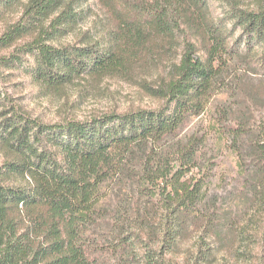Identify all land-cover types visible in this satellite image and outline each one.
<instances>
[{
  "label": "trees",
  "instance_id": "1",
  "mask_svg": "<svg viewBox=\"0 0 264 264\" xmlns=\"http://www.w3.org/2000/svg\"><path fill=\"white\" fill-rule=\"evenodd\" d=\"M98 1L106 40L91 30L66 44L83 21L75 0H0V22L23 9L0 51L27 45V74L58 93L161 64L141 84L158 105L49 124L0 89V264L264 263V92L242 88L264 75V0H219V20L209 0ZM225 149L237 179L223 195L213 172Z\"/></svg>",
  "mask_w": 264,
  "mask_h": 264
},
{
  "label": "rangeland",
  "instance_id": "2",
  "mask_svg": "<svg viewBox=\"0 0 264 264\" xmlns=\"http://www.w3.org/2000/svg\"><path fill=\"white\" fill-rule=\"evenodd\" d=\"M82 14V22L76 30L68 37L64 38L63 43L71 44L81 39L84 32L92 30L91 33L96 36V40L105 41L106 37L101 27L99 17L101 16V5L98 0H75ZM213 17L216 20L223 18L227 9L225 3L219 0H209ZM244 6H253L256 0H241ZM23 9L18 7L8 13L6 18L0 22V35H2L6 23H12L22 16ZM97 23V24H96ZM97 27V29H95ZM229 28L231 26H228ZM239 36L237 31L234 39ZM27 45L17 52L16 46L0 51V89L7 106H13L19 115L36 120L56 124L64 119L77 118L89 119L94 116H101L110 112L125 113L131 109H151L156 108L158 100L150 97L143 90L141 84L146 82H155L160 74L164 73L163 66L159 64L155 67L152 62L146 61L145 64L133 62L129 65L133 69L130 77H108L89 83H80L68 87L65 91L49 92L40 85L34 83L32 78L27 74L26 68L34 64V59L26 52ZM19 55L26 59L23 69L9 70L7 65L12 56ZM5 59V61H4ZM25 61V62H26ZM231 64L240 63L231 61ZM237 65L235 68H239ZM243 70V69H242ZM236 74H241L239 69L234 70ZM254 78H249V77ZM245 79L243 89H261L264 92V75L259 73L255 75L249 73ZM147 82V83H148ZM233 85V83H231ZM224 101V98H220ZM227 149L223 150L221 157L218 159L217 167L214 170L213 187L217 192L225 195L231 192L234 184V178L237 179V163L235 156ZM7 158V155L0 150V165ZM242 208V207H241ZM241 213L239 212V215ZM192 240L190 244H192ZM242 256V255H241ZM239 257V259L241 258ZM246 260H237L236 257L224 255L219 264H264L262 260L255 259L248 254L243 255ZM184 255L178 260V264H183Z\"/></svg>",
  "mask_w": 264,
  "mask_h": 264
}]
</instances>
